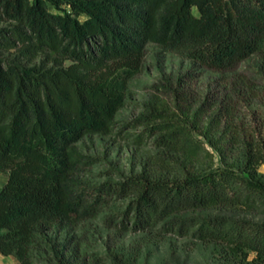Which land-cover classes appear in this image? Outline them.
Here are the masks:
<instances>
[{
    "label": "trees",
    "instance_id": "1",
    "mask_svg": "<svg viewBox=\"0 0 264 264\" xmlns=\"http://www.w3.org/2000/svg\"><path fill=\"white\" fill-rule=\"evenodd\" d=\"M150 43L221 74L217 91L199 100L183 77L164 85L169 98L151 96L137 119L159 150L91 190L96 158L79 141L113 131ZM254 55L264 67V0H0V253L90 264L82 223L132 196L135 230L175 218L170 230L218 243L226 259L264 264V220L244 215L264 214V118H238L243 95L260 96L236 72ZM206 142L236 149L238 166L218 165Z\"/></svg>",
    "mask_w": 264,
    "mask_h": 264
},
{
    "label": "rangeland",
    "instance_id": "2",
    "mask_svg": "<svg viewBox=\"0 0 264 264\" xmlns=\"http://www.w3.org/2000/svg\"><path fill=\"white\" fill-rule=\"evenodd\" d=\"M236 72L243 74L250 86L260 93L257 97L243 95L238 112V118L255 123L264 118V67L259 56L254 55L244 61ZM220 76L150 43L144 67L130 82L127 101L117 114L113 131L107 135H89L79 141L81 150L96 158L85 174V182L90 189L121 184L140 173L146 158L159 150L155 136L149 134V129L137 120L151 96H167L163 86L172 82L176 84L178 78L183 77L188 88L200 100L217 91ZM207 145L213 150L218 165L238 166L240 153L236 149L225 150L222 143L217 147ZM259 172L264 174V165L260 166ZM132 198L114 196L103 211L82 223V249L90 264H114L113 253L122 256L128 264H237L223 256L218 243L196 239L191 233L180 235L170 230V222L175 218L162 221L155 227L135 230L134 221L127 218L132 212L129 216L126 214ZM189 215L191 212L175 216ZM244 215L256 221L264 220L263 213ZM123 219L128 225L127 229L122 228ZM96 257L98 259L94 262Z\"/></svg>",
    "mask_w": 264,
    "mask_h": 264
},
{
    "label": "crops",
    "instance_id": "3",
    "mask_svg": "<svg viewBox=\"0 0 264 264\" xmlns=\"http://www.w3.org/2000/svg\"><path fill=\"white\" fill-rule=\"evenodd\" d=\"M6 175V174H4ZM7 176V175H6ZM8 177V176H7ZM8 178L6 179L5 176H2L0 173V188L4 186V184L7 182ZM18 260L13 255H4L0 253V264H17Z\"/></svg>",
    "mask_w": 264,
    "mask_h": 264
}]
</instances>
